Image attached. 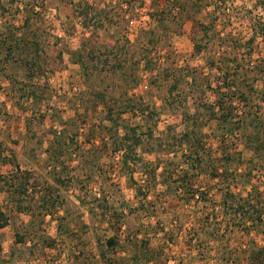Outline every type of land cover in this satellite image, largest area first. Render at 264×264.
Instances as JSON below:
<instances>
[{
	"label": "rangeland",
	"instance_id": "374dc122",
	"mask_svg": "<svg viewBox=\"0 0 264 264\" xmlns=\"http://www.w3.org/2000/svg\"><path fill=\"white\" fill-rule=\"evenodd\" d=\"M262 2L0 0V264H228L264 241L231 213L202 229L227 187L264 193ZM224 56L250 78L219 107Z\"/></svg>",
	"mask_w": 264,
	"mask_h": 264
},
{
	"label": "trees",
	"instance_id": "16d2710c",
	"mask_svg": "<svg viewBox=\"0 0 264 264\" xmlns=\"http://www.w3.org/2000/svg\"><path fill=\"white\" fill-rule=\"evenodd\" d=\"M264 1V0H263ZM262 4H264V2H262ZM175 8H179V5L173 7ZM158 15V13H157ZM215 23H213V21L211 23H206L203 24V30L205 31V36H212L210 35V31L215 29ZM264 30V29H263ZM256 38V35L254 33V35L250 38V42L254 41ZM210 40H214V37L209 38ZM224 41L225 38L221 37V41ZM222 41V42H223ZM202 46L199 44H196V49L198 51L202 50ZM229 61L230 58L229 57H223L221 64H220V78L221 80L218 81V85L215 89L216 93L219 95H226V92H230L236 88L241 89L239 86L241 84V81L243 79L246 78H250L247 77L245 74L241 75V77L243 76V79L237 75H233V73H231V68L229 67ZM258 77L255 76L253 80L257 79ZM235 92V91H234ZM233 92V93H234ZM239 93L242 96V98H244V92L239 90ZM262 96H263V101H264V90L262 91ZM219 95V101L217 103V105L219 107H223V103H224V99ZM224 120H226V118H228L227 114L224 115ZM258 142V144L256 145L257 148H255L256 150H258L259 152H262V150H264V139L263 140H256ZM261 142V143H260ZM0 153H1V149H0ZM1 155V154H0ZM127 162V161H125ZM183 181V182H182ZM180 186H189V191L190 195H192V198L195 197V193H198L197 190L190 188V186L192 187V185H190L187 181L188 180H182ZM234 191H232L231 187H227L226 189V193L224 194L223 197H225L222 201V204L220 205L221 209H220V213L215 211L214 213H207V215L205 216V221H203L202 223L204 224V226L208 223H210L209 228L202 226L206 232L208 230V232H210V234H212L213 231V236L216 237L215 235L218 234V232L220 231V220L223 218H220L221 215H223L225 217V214H233L235 216H241L242 218H246L248 220H251V225L250 223L247 225V222L242 221L244 223L243 226H241V228H243L244 231H246V233L249 235V233L251 231H256L258 234H263L264 235V193L263 191L259 190L258 187L254 186L252 191H249V194L246 196H243L242 194H238V193H233ZM204 198H206L204 196ZM215 209V208H214ZM0 218L4 219V214L2 212H0ZM211 220L216 221L214 224L211 222ZM8 225V220L4 219V221H2L0 223L1 227H6ZM214 229L212 230L211 228ZM240 228V227H239ZM212 230V231H211ZM221 232V231H220ZM195 236H200L197 235L196 232L193 233L192 237ZM175 240V236L171 237V242ZM175 242V241H174ZM172 242V243H174ZM263 242V243H262ZM109 243L114 245L117 243V241L113 238H111L109 240ZM197 245L199 244V250L203 251V245L201 244V241H197L196 243ZM201 244V245H200ZM249 246L248 248L245 249H241L240 251L238 250V255L235 256L234 259H230L231 257H228L226 254L224 256H220L222 257V260H225L226 263L228 264H264V241L262 240L260 243L258 241H256L254 238L250 239L249 241ZM219 254V252H217ZM154 258V257H153ZM151 256L148 257V259H146V262H150L152 260H154ZM233 258V257H232ZM239 258V261L236 260ZM217 259V256H216ZM219 258L216 260V262H218Z\"/></svg>",
	"mask_w": 264,
	"mask_h": 264
}]
</instances>
